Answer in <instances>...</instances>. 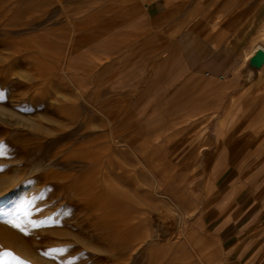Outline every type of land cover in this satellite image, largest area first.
<instances>
[{
  "label": "rangeland",
  "instance_id": "374dc122",
  "mask_svg": "<svg viewBox=\"0 0 264 264\" xmlns=\"http://www.w3.org/2000/svg\"><path fill=\"white\" fill-rule=\"evenodd\" d=\"M150 2L0 0V264H236L212 210L264 149L253 77L189 76Z\"/></svg>",
  "mask_w": 264,
  "mask_h": 264
},
{
  "label": "crops",
  "instance_id": "0c3cea01",
  "mask_svg": "<svg viewBox=\"0 0 264 264\" xmlns=\"http://www.w3.org/2000/svg\"><path fill=\"white\" fill-rule=\"evenodd\" d=\"M147 9L178 30L175 51L194 79L236 84L245 56L262 46L256 42L264 29V0H151ZM220 22L224 24L218 26ZM247 88L252 111L246 117L256 123L264 119V67ZM244 89L236 95L246 97ZM257 155L251 177L231 180L212 210V234L236 254V264H264V149Z\"/></svg>",
  "mask_w": 264,
  "mask_h": 264
},
{
  "label": "bare ground",
  "instance_id": "6f19581e",
  "mask_svg": "<svg viewBox=\"0 0 264 264\" xmlns=\"http://www.w3.org/2000/svg\"><path fill=\"white\" fill-rule=\"evenodd\" d=\"M213 13V12H212ZM220 21V20H219ZM263 29V28H262ZM264 30V29H263ZM262 32H264V31H261L260 32V34L262 33ZM261 37H262V35H261ZM261 39V38H260ZM258 48H263L264 49V47H262V46H258L255 50H254V52H252V54H247L246 56H245V59H244V61H243V65L239 68V71H240V73H243L245 76L243 77L244 78V83L245 84H249L250 82H251V80H250V77H251V75H252V77L254 76V73H252L251 74V71L248 69V67H247V64H248V62H249V60H250V58L254 55V53L256 52V50L258 49ZM253 51V50H252ZM250 53V52H249ZM68 76V75H67ZM234 106V105H233ZM233 106H231V107H233ZM230 112H231V109L230 108H227V110L225 111V114H224V116H223V118L219 121V130H223L224 132L226 131V125H227V122H228V119H229V117H230ZM112 128V127H111ZM136 133V132H135ZM115 134V133H114ZM137 134V133H136ZM111 135V134H110ZM112 135H113V133H112ZM110 136V137H112L111 139L112 140H110V141H112L113 142V144L112 145H114V146H116V147H118V148H120V149H124V148H127V147H130L129 146V143L127 142V141H124V140H118L116 137H114V135L113 136ZM138 135V134H137ZM157 135H159V134H157ZM147 136V135H146ZM146 136H145V138H146ZM219 137V136H218ZM144 138V139H145ZM220 138V137H219ZM225 138V137H224ZM156 139V138H155ZM131 143V142H130ZM143 144V143H142ZM145 144V143H144ZM151 144V143H150ZM146 145V144H145ZM108 147V146H107ZM155 147V146H154ZM103 148V147H102ZM219 148V147H218ZM110 149V148H109ZM143 150V149H142ZM145 150V149H144ZM103 151V150H102ZM144 152V151H143ZM109 153V152H108ZM107 153V154H108ZM140 158V157H139ZM143 158H144V156H143ZM146 172V171H145ZM157 182V181H156ZM79 185V184H78ZM156 186H158V185H156ZM7 186H6V182H3V181H1L0 182V198H2V197H4V195H6L8 192H6L8 189L6 188ZM159 188V187H158ZM156 189V188H155ZM115 192V191H114ZM116 193H117V191H116ZM120 194V193H119ZM163 195V194H162ZM6 196H8V195H6ZM119 196V195H118ZM159 196V195H158ZM161 196V195H160ZM165 197H167V196H165ZM7 198H9V197H7ZM122 203V202H121ZM135 205V204H134ZM1 208H2V204H1V199H0V211H2L3 210V208H2V210H1ZM8 209H10V208H8ZM9 211V210H8ZM135 215V214H134ZM1 217V216H0ZM135 225V224H134ZM170 225H171V223H170ZM0 226H1V223H0ZM173 227V226H172ZM131 230V229H130ZM130 230H129V232H130ZM171 230V236H170V238H171V241L172 240H179L180 241V239L182 238V237H184V234L181 232V230L180 229H177V228H174L173 227V229H170ZM126 232V231H125ZM137 234V233H136ZM126 235V234H125ZM131 236H132V234H131ZM185 238V237H184ZM186 239V238H185ZM187 240V239H186ZM188 242V241H187ZM188 244H190V243H188ZM21 246V245H20ZM176 246V245H175ZM178 246H180V245H178ZM176 248V247H175ZM189 254V253H188ZM191 257V256H190ZM188 258H189V255H188ZM192 259V258H191ZM190 259V260H191ZM187 260V259H186ZM202 264V263H201ZM228 264V263H227Z\"/></svg>",
  "mask_w": 264,
  "mask_h": 264
},
{
  "label": "water",
  "instance_id": "95a60500",
  "mask_svg": "<svg viewBox=\"0 0 264 264\" xmlns=\"http://www.w3.org/2000/svg\"><path fill=\"white\" fill-rule=\"evenodd\" d=\"M248 69L252 72H259L264 67V49L258 48L254 55L250 58L248 64Z\"/></svg>",
  "mask_w": 264,
  "mask_h": 264
},
{
  "label": "snow or ice",
  "instance_id": "6c2138e0",
  "mask_svg": "<svg viewBox=\"0 0 264 264\" xmlns=\"http://www.w3.org/2000/svg\"><path fill=\"white\" fill-rule=\"evenodd\" d=\"M12 226L18 228L19 230L23 231V228L21 227L20 224L15 223L14 221L12 222ZM6 255L12 256V260L5 261L4 264H27L26 261L21 260L19 257L14 256V254L11 253H6Z\"/></svg>",
  "mask_w": 264,
  "mask_h": 264
}]
</instances>
